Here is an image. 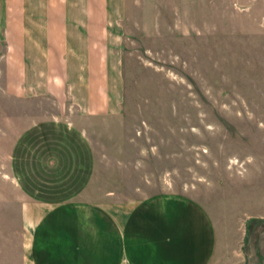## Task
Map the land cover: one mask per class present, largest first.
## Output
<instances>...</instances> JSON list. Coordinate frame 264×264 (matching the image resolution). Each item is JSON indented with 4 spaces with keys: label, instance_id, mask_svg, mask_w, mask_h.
I'll list each match as a JSON object with an SVG mask.
<instances>
[{
    "label": "crops",
    "instance_id": "0c3cea01",
    "mask_svg": "<svg viewBox=\"0 0 264 264\" xmlns=\"http://www.w3.org/2000/svg\"><path fill=\"white\" fill-rule=\"evenodd\" d=\"M116 1L0 0V264H264V154L206 199L129 182L141 154L103 124ZM226 1L264 34V0Z\"/></svg>",
    "mask_w": 264,
    "mask_h": 264
},
{
    "label": "rangeland",
    "instance_id": "374dc122",
    "mask_svg": "<svg viewBox=\"0 0 264 264\" xmlns=\"http://www.w3.org/2000/svg\"><path fill=\"white\" fill-rule=\"evenodd\" d=\"M233 8L226 0L109 3L121 31L106 52L120 114L103 124H120L124 141L112 144L141 154L129 182L144 193L206 199L227 173L255 172L264 154V34L241 33ZM246 23L251 30L256 15Z\"/></svg>",
    "mask_w": 264,
    "mask_h": 264
}]
</instances>
